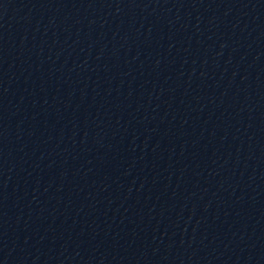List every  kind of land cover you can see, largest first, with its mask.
<instances>
[{"label": "water", "instance_id": "water-1", "mask_svg": "<svg viewBox=\"0 0 264 264\" xmlns=\"http://www.w3.org/2000/svg\"><path fill=\"white\" fill-rule=\"evenodd\" d=\"M0 264H264V0H0Z\"/></svg>", "mask_w": 264, "mask_h": 264}]
</instances>
